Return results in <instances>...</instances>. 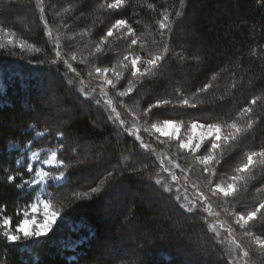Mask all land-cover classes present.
<instances>
[{"label":"trees","instance_id":"obj_1","mask_svg":"<svg viewBox=\"0 0 264 264\" xmlns=\"http://www.w3.org/2000/svg\"><path fill=\"white\" fill-rule=\"evenodd\" d=\"M104 2L0 0V27L16 33L18 39L43 46L40 53H24L13 45L0 42L4 45L0 47V214L12 217L15 225L35 198L36 191L26 193L16 187L20 183L17 173H22L24 179H30L32 175L26 171L28 161L18 165L25 155L24 149L30 146L31 150H57L58 160L62 159L67 165L66 186L57 190L59 185L51 184L46 190L53 203L62 205L66 226L41 239L40 243L23 239L9 243L0 234V264H202L205 256L209 264L212 260L218 261L216 254L220 252L210 250L206 242L204 245V237L209 243L213 241H210L202 220L180 216L174 201H163L152 187L146 189L157 176L156 160L139 147L132 133L138 130L137 135L146 142H156L145 133L148 123L143 119L138 129L131 126V120L126 116L129 115L127 106L135 104L140 114L159 99H171L177 103L183 98L197 103L198 107L161 109L162 117L185 123L194 119L216 123L235 120L241 125L248 119L247 114L240 115L242 109L252 107V116L257 123L242 140L227 146L224 153L225 163L219 173L229 178L234 167L243 161L244 154L264 147V3L262 0H185L183 15L170 26L171 34L165 31L162 42L153 43L154 40L161 41L162 30L158 22L165 13L172 14L170 18L175 19L174 13L181 10L180 0H127L118 12L102 8ZM149 4L154 8H149ZM54 10L60 14L58 20ZM42 16L52 28L62 27L67 36L61 38L63 60L56 61V52L49 45L52 38ZM121 18L135 29L139 44L130 45L127 34L119 38V33L114 32L112 37L106 38L108 44H103L104 52L96 54L95 47L107 29ZM20 19L25 20L27 30L19 25ZM84 34L88 38L85 46L80 43ZM140 44L145 46L143 50ZM164 45L170 48L171 58L165 59L156 75L140 82L139 77L133 79L128 74L115 89L108 87L107 97L101 96L87 70L84 72L79 65L70 63L72 55L79 58L83 53L82 56L90 62L92 60V67L102 59L109 61L105 67L114 69L121 64L124 55L135 53L148 59L149 49L152 54H162ZM177 53L185 59H179ZM64 61L80 73V79L75 73H67L65 79H71L70 88H65L61 82L66 71ZM57 66L61 68L59 73L54 71ZM49 78L55 85L57 82L61 84L57 89L61 100L45 106L41 97L51 98V93L38 90V86L47 84ZM126 81L134 84V91L124 101L117 92L123 90L121 85L126 86ZM208 83L213 87L200 92ZM109 97L116 104H109ZM255 97L261 99L253 106L250 102ZM113 107L116 112L111 111ZM58 109H61L60 125L48 117ZM117 113L125 121L124 125L112 122ZM155 121L159 120L151 122ZM59 132L64 133L62 141L57 135ZM137 153L143 155L131 159ZM128 163L137 168L147 165V168L143 174L126 172L119 175L123 170L121 165ZM108 171L117 175L105 181L101 193L94 194L91 200L69 202V194L99 186ZM9 175H17V180L9 181ZM89 175L93 178L86 179ZM251 177L246 188L243 182L240 183V191L232 201L240 209L236 211L232 207L233 213L241 209L246 212L264 202V176L253 174ZM125 186L133 189L135 197L131 202L129 195L132 192L126 191ZM108 198L110 202L117 200L116 204L130 206L128 209L132 214L129 218H121L119 212L105 218L103 213L108 207ZM177 222L190 233L193 246L199 241L200 248L207 249L205 256H197L185 246L183 239L175 238L174 225ZM259 227L257 225L255 229L258 235ZM194 228L195 232L192 231ZM117 230L127 238V242H120L123 249L127 246L138 248L135 258L129 254L107 258L96 249L99 243L116 242ZM148 234L153 238L148 239ZM248 237L244 235L243 239L248 240ZM118 249L117 254L121 255L123 249Z\"/></svg>","mask_w":264,"mask_h":264},{"label":"snow or ice","instance_id":"obj_2","mask_svg":"<svg viewBox=\"0 0 264 264\" xmlns=\"http://www.w3.org/2000/svg\"><path fill=\"white\" fill-rule=\"evenodd\" d=\"M127 3V0H105V2L101 5L102 8H105L111 12H118L124 7ZM264 3V0H262ZM181 10H178L174 13L175 19L170 18L172 14L165 13L163 18L158 22L159 28L162 30L160 33L161 41L154 40L153 43H161L163 37L165 35V31L171 34L170 26L175 23L176 19H179L183 15V8L185 6V0H180ZM149 8H154V5L149 4ZM123 30V32H120ZM114 32L119 33V38H123L124 34H127L130 37L128 43L130 45H138L139 41L137 39V35L135 29H133L126 19H116L113 24L107 29L104 37L101 38L99 44L95 47V53L101 54L104 52L102 44L107 43V37H112ZM0 33H5L7 36L12 37L14 33L11 31H6L4 27H0ZM51 34V33H49ZM8 44L16 47L15 41L13 39H8ZM0 47H4L3 44H0ZM18 47L21 52L24 50H32L36 53H40L42 51L41 48L36 47L33 44L27 43L26 41L21 40L19 42ZM139 47L141 50L144 49V45L140 44ZM170 48L167 45L163 46V53L152 54L151 50H148V55L150 58L143 60V70H141V61L142 57L133 53L131 58L129 55L123 56V61H129L130 64H124L123 66L129 70V76L133 79L139 77L140 82H143L144 78H150L156 75L157 71L160 69L161 64L165 61L166 58H171L169 56ZM15 55V53H13ZM59 55V53H57ZM177 57L181 60L185 59V57L181 56L179 53L176 54ZM71 60L75 61L76 56H71ZM31 63V61H29ZM53 65L55 61L52 62ZM105 63H109V61H101L100 66L95 67L94 72L97 77L102 78V83L104 85L109 86L110 88L115 89L117 86V82L125 79L121 72L116 71L113 68L103 66ZM65 67V76L61 77V82L67 84L71 83V79H65L67 77V73H75V77L80 79V73L77 72L76 68H74L67 61L63 62ZM61 70L60 66L55 67L54 71L59 73ZM112 73L116 77V81L108 78L109 73ZM93 72L89 71L88 76H92ZM55 82L49 81L46 85L38 86V90L43 91L44 88L54 89ZM213 85L211 83L205 84L200 92H207L211 89ZM235 87V84L232 85ZM123 90H119L117 95L120 97H125L134 91V84L131 81H126V86L121 85ZM179 92V90H177ZM79 95V93H78ZM261 97H255L251 100V105H256L258 100ZM109 104L112 101H108ZM176 108V107H184L189 109H196L198 107L197 103L190 102L189 99H180L177 103H173L171 99H159L155 103L150 104L148 107L144 109L142 113L136 115L134 113H130L133 116L134 120L143 119L148 123V126L145 127V132H154L159 134L156 136V140L159 143H163V140H160V136H164L167 134L168 129H174L172 136L169 138L170 141H175L176 147L178 149V154L183 151H187L191 154L194 159L198 161L199 164L202 165L201 173L204 175L207 180V187L209 193L212 197H224L227 198H235L237 193L240 191V183L244 182V187H247V180L253 174H259L264 176V147H260L258 150H250L245 154V157L242 162L234 167L232 174L229 177L228 181L219 182L216 180V177L219 172H222L223 169L221 165L225 163V157L221 146V133L223 129H227V134L223 136V141L225 144H235L236 142L242 140L244 134L247 131L253 129L254 125L257 123L256 119L253 118L252 107H245L242 109L241 116L247 114L248 119L246 122L241 125L237 123L235 120L232 122H224V123H216V122H208V121H197L192 120L190 122L185 123L184 121H179L171 117H162L161 109L167 108ZM155 110V111H154ZM112 112H116V109L113 107L111 109ZM189 115L195 116V113H190ZM111 119V117H109ZM154 120H159L160 122H151ZM114 124L119 122V124L124 125L125 121L119 118V113L116 114V119L112 121ZM181 128L185 129V135H180ZM203 129L205 131H201L199 137L196 136V130ZM127 131V129H125ZM138 131V130H137ZM58 137L63 140L64 133L59 132ZM134 140L139 142V147L144 149L146 152L152 153L155 151L151 147L149 143H147L140 135H137L136 132H133ZM207 140V143L205 141ZM62 146V145H61ZM199 153V155H196ZM137 155H143L142 153H137L133 155L131 159H136ZM40 156L39 152L32 153V159L37 160ZM125 159H128L127 157ZM41 163L47 164L50 166V170L46 171L43 168H39L34 170L33 164L29 163L26 165V171L29 174L34 172V178L32 179H24L22 173H17L20 176V183L16 185L19 189H24L26 186H35L41 184H48L50 181L54 182H63L59 183V188L65 187L67 183V179L65 177V170L67 165L65 162L61 160H57V152H51L50 159H45ZM163 163V162H161ZM122 172L119 175H123L126 172H131L133 175L135 174H143L147 165L143 167L137 168L134 165L128 163L121 165ZM175 167L179 168L180 165L176 164ZM257 169L259 172L257 173ZM164 172L168 173V176L164 179L159 177V173H157L154 181L148 185V187H152L154 191L159 193L160 198L163 201L172 200L176 205V211L180 216L185 217L188 220H195L197 217L203 221L204 224H208L207 218L202 216L201 213L204 211H208L209 215H216L210 211L211 202L210 197L205 195L203 191H198L193 200H189L186 194L182 196L180 193V187L174 186L175 184H179L180 178L172 171L167 168L162 169ZM181 171H185L181 169ZM190 171V169H189ZM17 175H9V181H16ZM116 173L114 171H108L107 176H105L104 180L100 182L99 186L91 187L90 191L86 192H72L69 194L67 199L69 202H73L75 200H91L94 194H99L104 190L105 181L109 178L116 177ZM122 187V186H121ZM199 187L198 185L196 186ZM119 190V189H118ZM151 202V200H150ZM42 209V216H41ZM264 202L258 203V205L253 206L250 210L244 211L241 209L239 212L233 213L235 218L236 225L243 227L246 229L245 235L252 238L253 242L258 246L261 252H264ZM227 211V209H226ZM132 213L130 212L129 215ZM38 217H40L38 219ZM60 219V211L54 210L51 199H38L36 202L30 203L28 208L23 211L22 218L13 225V219L10 216L0 214V234L9 242L15 243L20 241L22 238L25 241H34L36 243L41 242V238L48 237L49 233L53 231L54 226L57 224V221ZM171 219V216L169 217ZM250 222H254L251 223ZM259 225V235H257L255 229ZM175 238L177 240L183 239L186 247H190V250L196 254L197 256H205L207 249H201L199 246V241H197L196 245L193 246L191 243V235L188 231L185 230L184 226L179 222L174 225ZM193 232L196 229H192ZM206 231H210L213 235L211 239H216L219 237V232L216 229L215 225L212 224L209 226ZM229 235H231V229L227 230ZM163 235V234H160ZM148 239H152L151 234H148ZM223 243V241H220ZM230 257L233 260L231 251L227 253H223L222 257ZM244 257H249V252H243ZM191 264V262H189ZM202 264H209L207 257L205 256ZM211 264H219L218 261H212ZM223 264H229L228 260L225 259ZM247 264V262H245Z\"/></svg>","mask_w":264,"mask_h":264},{"label":"rangeland","instance_id":"obj_3","mask_svg":"<svg viewBox=\"0 0 264 264\" xmlns=\"http://www.w3.org/2000/svg\"><path fill=\"white\" fill-rule=\"evenodd\" d=\"M91 1L96 2L98 0H91ZM54 11L56 12V18L58 20L60 14H58L57 10H54ZM28 15H29V13H28ZM42 17L45 20L44 24L46 26L47 33L48 34L51 33L49 35L51 36V38H52L51 40L52 41H51V43H49V45H50V47L52 45L53 50L56 52V55H55L56 61H58V59L59 60H63L64 53L62 51L61 38H67V36H66V34L63 33L64 30L62 29V27L61 28H54V27L52 28L51 23H49V25H48L47 19H45L44 16H42ZM24 21L25 20L20 19L18 22H19L20 26H22L25 30H27L28 27L24 24ZM6 31H10V30L6 29ZM59 31H62V33L59 32ZM17 37H18V35H16V33H14V36H12V37L7 36L5 33H0V42L7 43L8 39L11 38V39H13L15 41V44L17 45L14 48L20 49L18 47L19 42L21 40H23V41H26V40L18 39ZM85 40H88L86 34H84V36H82V40L80 42L83 46H85L87 44V43H85ZM71 41H74V38H71ZM30 44H32V43H30ZM104 44L106 45V44H108V42L104 43ZM35 46L43 49V46H39V45H35ZM103 46L104 45L102 44V47ZM47 50H48V47H47ZM24 51H25L24 53H30V51H32V50H27L26 49ZM32 52H34V51H32ZM57 53H59V55H57ZM82 54H81V57H79V58L77 57V55H75L76 56V60L75 61L71 60V57H70V63L75 64V65H79V67L82 68L84 70V72L86 70L88 72L92 71L93 75L90 76V77L94 80V83L96 85H98V87L100 89L99 92H100L101 96L104 95L105 97H107L108 95H107L106 91L108 92V87L109 86L104 85L102 83V78L101 77H97L95 75V72H94V68L95 67L91 66L92 60L90 62L89 59L85 58L84 56H82ZM60 57H62V58H60ZM130 58H131V56H130ZM143 60L144 59L142 58L141 65H140L141 70H143V67H144ZM101 61H103V60L101 59ZM93 62H96V61H93ZM97 62H99V60ZM124 64H130V60L129 61H122L121 64L116 65L114 67V69L116 71L121 72L122 75L125 77V76H127L129 74V70L123 66ZM97 66H100V63H98ZM108 78L113 79L114 81H116V77L111 72L109 73V77ZM124 80L125 79L120 80V81H124ZM47 81L49 82V81H52V80H51V78H49ZM120 81H118L117 83H119ZM48 82H47V84H48ZM0 84H1V78H0ZM64 86H65V88H70V84H67V86H66L65 83H64ZM60 87H61V84H59L57 82L55 87H54V89L44 88L43 89L44 92L51 93L50 94L51 98L41 97V103L44 104L45 106H48L53 101L59 102L61 100V97H60L57 89L60 88ZM72 90L74 92L73 88H72ZM74 94H77V93L74 92ZM131 94L132 93H130L129 95H131ZM129 95H127L125 97H122L124 99V101H126V97H128ZM109 99L112 101L111 105L116 104L115 100H112V98H110V97H109ZM107 101H109V100H107ZM127 109H128L129 115H126V116H127L128 119L131 120V123H132L131 126L133 128L138 129L141 120H134L133 116L130 114V113H134L136 115H139L138 107L135 104H133V105H128ZM60 110L61 109H58L57 112L48 115V117H50L51 120H54L59 125L61 124V122L59 121V116H60L59 111ZM155 122H160V121H155ZM173 131H174V129L170 128V129L167 130V134L166 135L160 136V140H163L162 144L159 143L156 140V136H158L159 134L154 133V132H145L148 136L153 137L154 140H155L154 142L157 143V144L156 143L150 144L149 142H147V143H149L151 145V147L153 149H155L154 152L150 153V156H151V158H155V160H156V164H155L154 169H156L157 173H159V177L161 179H164V178H166L168 176V173L164 172L162 170L164 168H167L170 171L174 172L180 178V181H179L178 185L175 184V182H173V184H174V186L180 187V193H181L182 196L185 194V190H186V194H187V197H188L189 200H193L195 195H196V193L198 191H203L205 195H208L210 197V202H211L210 211L212 213H215L216 215H209L208 211L202 212L201 215L206 217L207 221H208V224H204V223L203 224L205 225L206 229H208L210 225L214 224L216 229L219 232V237L216 238V239H210V241L212 240L213 243H211V242L209 243V239L207 237H204L205 240H206V241H204V245H205V242H206L207 246H209L210 250H212L213 252H215V251L218 252V253L220 252L219 255L216 254V258L218 259L219 264H223L224 260L222 261V258L227 259L229 264H233L232 258L226 257V256L222 257L223 253H227L229 251H231L232 257L235 258L234 259V264H245V262H247V264H264V252H261V250L258 248V246L253 242L251 237H248V240H244L243 237L245 235L244 233H245L246 229L236 225V223H235V218H234V215H233L232 207L235 208V210L237 211L238 209H240L239 206H237L236 203L232 202L233 198H231V197L227 198V200H226L222 196L217 198V197H212L210 195L208 187H207V183L208 182L205 179L204 175H202V173H201L202 165L199 164L198 161L196 159H194V157L191 154H189L186 150L183 151V152H180L178 154V149L176 147L175 141H170V139H169L172 136ZM201 131H205V130H203V129H197L196 130L197 138L199 137V134H200ZM227 131L228 130L225 128V129L222 130V133H221L222 139H221L220 143H221V146H222L223 153H226L227 152L226 147L231 145V144H225L224 141H223V136L227 134ZM136 134H138V133H136ZM180 135H182V136L185 135V129L184 128H181ZM205 143H207V140L205 141ZM34 151L40 153V156H39V158L37 160H33L32 159V153ZM53 151L57 152V160H58V151L57 150H49V149L31 150V148L29 146L28 148L23 150V152H25V155L23 156V158L20 159L18 165L21 166V165H23L24 161H28V164L29 163L33 164L34 170H37L39 168H43L44 170L48 171V170H50V166L47 165V164H43L41 162L43 160H45V159H50L51 152H53ZM196 155H199V153H197ZM161 162H163V163H161ZM176 164H179L180 167L179 168L175 167ZM159 168L161 170H159ZM181 169H184L185 171L182 172ZM189 169H190V171H189ZM89 176H86V179H91V177L93 175H91L90 177ZM32 178H34V172L32 173L30 179H32ZM216 180L219 181V182H225V181H228L229 178H227V177H225L223 175H220V173H218V175L216 177ZM250 180L252 181V177L250 178ZM59 183H63V182L50 181L48 184H41V185H35V186H26L24 189H22V191H25L26 193H29L30 191H33V190L36 191L35 192V198L33 200V202H36L38 199H49V196H48V194L46 192L48 186L51 185V184L59 185ZM197 185L199 186L198 188L196 187ZM125 188H126V191L132 192V194L129 195V202H131L134 199V197H135L134 193H133V189H131L130 186L129 187L125 186ZM149 188L150 187H146L147 190H149ZM125 194H127V193L125 192ZM126 197H128V195ZM124 199H125V197H124ZM106 200L108 202V207L106 209H104L103 215L105 216V218L108 219L109 216L114 215L117 212L120 213V217L121 218L122 217H127V216L129 218V212L130 211H129L128 208L130 206H126L125 207V206H122L120 204H116L115 202H117V200H111V202H110L109 198L106 199ZM52 205H53V209L54 210H59L60 211V219L57 221V224L54 226L53 231L51 233H49L48 236H50L54 232L62 230L66 226V221H67V219L64 216V209H63L62 205H58V204H55L53 202H52ZM117 205L118 206L120 205L118 207L119 209L116 207ZM226 209H227V211H226ZM41 216H42V209H41ZM39 218L40 217H38V219ZM227 218L230 221H228ZM231 218H233V219H231ZM196 220H200V217H197ZM228 229H231V235H229V233L227 231ZM137 231H140V230L137 229ZM116 232L118 233V236H117L118 240L116 242L111 243V244L106 243V241H105V243L104 242L99 243V244H97L96 249L102 251V253L107 258H109L110 256L111 257L115 256V255H117L118 257H124V256H127L128 254L135 258V254H137L136 251H137L138 248L136 246L135 247L133 246V248L130 249V247L127 246L126 249H128V251H126V249H123V247L120 245V242L122 244L124 242H127L126 241L127 238L119 230H117ZM208 233L210 234V237H212L213 234L210 231H208ZM44 238H47V237H44ZM44 238H41V239H44ZM130 241L133 242V240H129L128 242H130ZM220 241H223V243H220ZM15 243H17V242H15ZM128 244L129 243H127V245ZM118 248H120L121 250L123 249L122 253H120L121 255L117 254V251L119 250ZM129 250H131V251H129ZM244 251H248L249 252V257L246 258V257L243 256V252ZM214 261H216V260H214ZM211 262H210V264H211Z\"/></svg>","mask_w":264,"mask_h":264}]
</instances>
